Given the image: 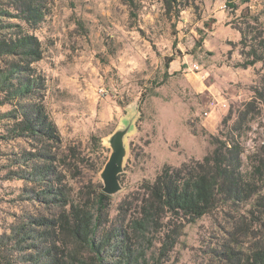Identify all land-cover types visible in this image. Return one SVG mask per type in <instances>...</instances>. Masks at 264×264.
<instances>
[{
	"label": "rangeland",
	"instance_id": "obj_1",
	"mask_svg": "<svg viewBox=\"0 0 264 264\" xmlns=\"http://www.w3.org/2000/svg\"><path fill=\"white\" fill-rule=\"evenodd\" d=\"M47 6L36 29L3 20L20 24L42 44L43 58L33 67L45 78L41 101L61 146L51 149V177L21 179L37 165L24 155L40 146L7 139L10 123L0 120V264H47L43 252L59 237H41L46 229L37 222L55 220L61 211L48 181L100 216V238L126 226L124 210L145 182L165 165L202 160L214 148L212 137L239 141L244 168L264 146V59L244 67L252 50L264 54V0H183L179 13L166 11L163 0H50ZM193 64L200 70L192 71ZM12 109L4 105L0 114ZM117 134L125 148L120 190L100 211L101 173ZM177 229L175 246L166 252L162 233H131L138 264H237L227 252L245 254L264 241V215L253 198L220 204ZM63 242L77 254L65 253L67 264L93 263L69 239ZM116 261L109 257L106 264Z\"/></svg>",
	"mask_w": 264,
	"mask_h": 264
},
{
	"label": "trees",
	"instance_id": "obj_2",
	"mask_svg": "<svg viewBox=\"0 0 264 264\" xmlns=\"http://www.w3.org/2000/svg\"><path fill=\"white\" fill-rule=\"evenodd\" d=\"M49 1L0 0V107L7 104L13 107L0 114V120L10 123L6 126L7 139H28L40 146L36 152L24 155L26 161L37 162L32 178L21 176L26 181L36 180L37 175L44 180L51 177L55 158L51 149L61 146V139L41 101L45 78L33 67L43 58L42 44L20 24L3 20L14 19L24 23L28 29H36L45 21ZM182 1L163 0L166 11L175 13H179ZM249 56L253 58L244 67L264 59V54L258 55L255 50ZM173 61L171 58L168 64ZM211 144L213 150L202 160H190L179 167L165 165L152 182L143 184L139 198L130 204L129 210H124L129 213L126 226L101 232L100 238H97L100 216H93L79 203L71 202L61 188L55 190L48 181L46 190L51 201L60 204L61 211L55 220L37 222L38 226L46 229L41 231V237L46 236L50 240L57 238L56 235L59 237L43 252V256L48 258L47 264H67L68 257L77 258L74 250L69 252L65 247L64 238L78 250L86 251L92 264H106L109 257L117 258V264H138L141 256L135 255L131 248V233L145 235L150 230L162 233L160 250L166 252L175 246L178 226L182 228L195 223L215 211L220 204H245L255 198L258 214L263 216L264 146L248 156L249 167L244 168L243 148L239 141L212 137ZM60 156L67 157L64 153ZM96 197L102 211L103 203L109 197L101 192ZM111 242L113 245L109 247ZM67 252L68 257L65 255ZM227 253L229 261L237 264H264V241L252 246L245 254L236 253L232 248Z\"/></svg>",
	"mask_w": 264,
	"mask_h": 264
},
{
	"label": "water",
	"instance_id": "obj_3",
	"mask_svg": "<svg viewBox=\"0 0 264 264\" xmlns=\"http://www.w3.org/2000/svg\"><path fill=\"white\" fill-rule=\"evenodd\" d=\"M122 134H117L112 139V153L101 173L103 181L102 193L110 196L120 190L118 176L122 172V162L125 156Z\"/></svg>",
	"mask_w": 264,
	"mask_h": 264
},
{
	"label": "built area",
	"instance_id": "obj_4",
	"mask_svg": "<svg viewBox=\"0 0 264 264\" xmlns=\"http://www.w3.org/2000/svg\"><path fill=\"white\" fill-rule=\"evenodd\" d=\"M173 63V62H172ZM192 71H199L200 70V67H199V65H197V64H193L192 66H191V68H190ZM216 105H218V104H215V107H217ZM221 107H223V108H225L226 107V104L224 103V104H222L221 105ZM213 109V108H212ZM208 115V112H205L204 113V116H207Z\"/></svg>",
	"mask_w": 264,
	"mask_h": 264
}]
</instances>
